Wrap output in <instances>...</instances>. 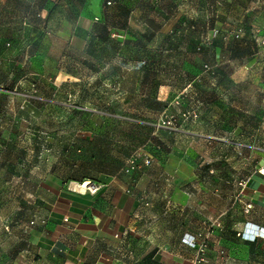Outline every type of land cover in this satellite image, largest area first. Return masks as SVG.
Wrapping results in <instances>:
<instances>
[{"label": "rangeland", "instance_id": "obj_1", "mask_svg": "<svg viewBox=\"0 0 264 264\" xmlns=\"http://www.w3.org/2000/svg\"><path fill=\"white\" fill-rule=\"evenodd\" d=\"M139 149L154 162L129 174L157 212L141 235L228 240L264 163V0H0V264H34L44 175L124 170Z\"/></svg>", "mask_w": 264, "mask_h": 264}, {"label": "crops", "instance_id": "obj_2", "mask_svg": "<svg viewBox=\"0 0 264 264\" xmlns=\"http://www.w3.org/2000/svg\"><path fill=\"white\" fill-rule=\"evenodd\" d=\"M150 181L143 183L115 167L94 168L86 177L74 170L47 173L38 182V217L24 230L26 239L20 248L24 255L33 254L34 264H264L249 252L252 245L237 237L245 222L264 227L263 177L256 172L247 177L243 205L250 203L252 210L245 213L228 240L222 234H204L208 248L202 257L182 243L185 235H194L188 230L180 231L170 245L149 240V232L141 235L144 223L157 214L154 195L149 193ZM164 181L168 188L174 185L171 180ZM82 182L97 183L100 189L95 194L83 192L75 187ZM163 197L185 205L186 197L179 193L168 192ZM131 240L140 245L134 256L126 250ZM259 244L264 252V243ZM144 247L150 250L142 254ZM219 250L224 254L219 255ZM10 260L16 264V259Z\"/></svg>", "mask_w": 264, "mask_h": 264}, {"label": "built area", "instance_id": "obj_3", "mask_svg": "<svg viewBox=\"0 0 264 264\" xmlns=\"http://www.w3.org/2000/svg\"><path fill=\"white\" fill-rule=\"evenodd\" d=\"M152 157L144 150L139 149L134 153L133 156L128 160L126 167L124 168L125 173H130L133 171H140L141 167H149L153 164ZM256 173L264 178V164L258 166ZM247 181L240 183L242 190L246 187ZM155 186H157L155 184ZM78 190L83 192H88L90 194H95L100 189V185L92 182H82L75 185ZM244 213H249L252 210V205L250 203L243 205ZM41 223H44L43 220H40ZM34 221L30 222V225H33ZM237 237L242 242H263L264 243V227H261L257 224L251 222H245L241 227L240 231L237 233ZM182 243L190 248H195L198 254L203 255L207 248V237L198 234V235H185L182 239ZM221 254H223L221 252Z\"/></svg>", "mask_w": 264, "mask_h": 264}, {"label": "trees", "instance_id": "obj_4", "mask_svg": "<svg viewBox=\"0 0 264 264\" xmlns=\"http://www.w3.org/2000/svg\"><path fill=\"white\" fill-rule=\"evenodd\" d=\"M245 244H250V245H255V244H258L259 242H254V243H250V242H243Z\"/></svg>", "mask_w": 264, "mask_h": 264}]
</instances>
